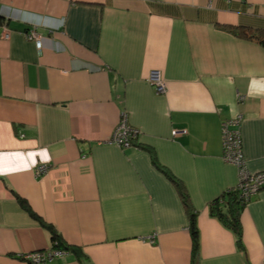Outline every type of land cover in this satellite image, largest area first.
I'll use <instances>...</instances> for the list:
<instances>
[{
  "label": "crops",
  "instance_id": "1",
  "mask_svg": "<svg viewBox=\"0 0 264 264\" xmlns=\"http://www.w3.org/2000/svg\"><path fill=\"white\" fill-rule=\"evenodd\" d=\"M235 27L264 28V0H0V264H263L264 188L244 250L209 211L240 181L223 121L241 116L264 171V45ZM125 116L138 134L119 146ZM22 200L77 249L26 259L53 242Z\"/></svg>",
  "mask_w": 264,
  "mask_h": 264
},
{
  "label": "built area",
  "instance_id": "2",
  "mask_svg": "<svg viewBox=\"0 0 264 264\" xmlns=\"http://www.w3.org/2000/svg\"><path fill=\"white\" fill-rule=\"evenodd\" d=\"M31 39H36L37 45L42 47V41L39 39L37 33L32 30L28 34ZM151 80L153 84L159 85L157 91H161L164 87L161 83V74L157 71L152 72ZM127 119L124 118L117 126L114 135L111 139V143L119 146H130L136 139L138 131L129 126ZM241 116H235L231 119H227L222 123V140L224 148V159L226 162L235 165L239 172V184L238 187L240 192L245 198L258 193L264 188V171L251 173L248 171L245 164V157L242 148V138L238 125L240 124ZM48 166L46 164L39 165L35 170L37 175L44 174L47 172ZM61 253L60 250H50L47 253L35 252L26 255V259L32 262H42L52 259L55 255Z\"/></svg>",
  "mask_w": 264,
  "mask_h": 264
},
{
  "label": "trees",
  "instance_id": "3",
  "mask_svg": "<svg viewBox=\"0 0 264 264\" xmlns=\"http://www.w3.org/2000/svg\"><path fill=\"white\" fill-rule=\"evenodd\" d=\"M232 30L239 36H246L248 38H253L258 40L261 44L264 45V28L260 29H251V28H243V27H235ZM180 186V184H179ZM181 187V186H180ZM182 196L185 202V205L188 211L191 214L190 220V229L193 238V249L194 252L198 251L199 248V229L196 220V213L191 208L190 198L186 191L182 188ZM245 198L243 194L240 192L239 187H235L233 189L227 190L223 192L216 199L212 200L209 205L210 215L217 218L221 223L230 229L236 237L237 245L241 249L244 248L243 243V225L241 221V216L244 208L248 204L250 198ZM23 207L35 218L40 220V222L47 227L52 234V250H66L69 249H77L74 246L67 244L62 239L61 235L57 232L54 226L50 224H46L39 215H37L30 207V205L22 200ZM32 262V261H31ZM34 263V262H33Z\"/></svg>",
  "mask_w": 264,
  "mask_h": 264
},
{
  "label": "rangeland",
  "instance_id": "4",
  "mask_svg": "<svg viewBox=\"0 0 264 264\" xmlns=\"http://www.w3.org/2000/svg\"><path fill=\"white\" fill-rule=\"evenodd\" d=\"M151 79H152V78L150 77V82L153 84V82H152ZM161 83L163 84L164 87H163L162 90L159 91L158 93L165 94L166 91H167V90H166V89H167V86H166V84H165L163 78H161ZM153 85H154V84H153ZM158 87H159V85L156 83V84H155V88H156V90H157ZM125 118H126L127 120H129L127 116H125ZM263 264H264V260H263Z\"/></svg>",
  "mask_w": 264,
  "mask_h": 264
}]
</instances>
